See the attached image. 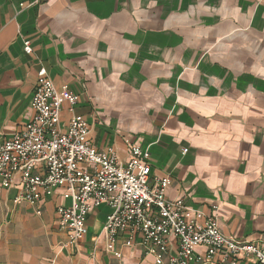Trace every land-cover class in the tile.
<instances>
[{
	"label": "crops",
	"instance_id": "0c3cea01",
	"mask_svg": "<svg viewBox=\"0 0 264 264\" xmlns=\"http://www.w3.org/2000/svg\"><path fill=\"white\" fill-rule=\"evenodd\" d=\"M42 66L80 95L97 148L123 161L148 148L168 197L264 247V0H0V141L32 119ZM16 194L0 186V264H155L139 247L106 251L108 205L70 244L56 218L66 187L41 214Z\"/></svg>",
	"mask_w": 264,
	"mask_h": 264
},
{
	"label": "built area",
	"instance_id": "2783aa9c",
	"mask_svg": "<svg viewBox=\"0 0 264 264\" xmlns=\"http://www.w3.org/2000/svg\"><path fill=\"white\" fill-rule=\"evenodd\" d=\"M24 50L32 51L30 41ZM79 100L68 85L58 88L41 67L32 119L0 141V186L17 187L14 204L27 202L41 214V202L66 187L71 202L58 206L56 218L70 244L86 236L88 216L106 204V251L117 258L124 256L120 243L141 248L155 264H238L241 259L264 264L263 246L224 233L215 213L191 206L184 196L168 197L172 179H152L148 148L130 144L127 161L114 148H97L87 118L75 112ZM63 109L69 112L64 124Z\"/></svg>",
	"mask_w": 264,
	"mask_h": 264
}]
</instances>
